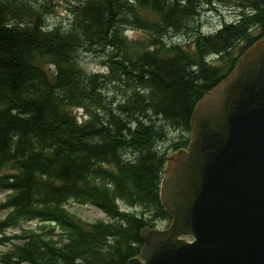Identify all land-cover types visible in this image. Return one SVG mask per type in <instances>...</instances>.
Returning <instances> with one entry per match:
<instances>
[{
  "label": "trees",
  "instance_id": "16d2710c",
  "mask_svg": "<svg viewBox=\"0 0 264 264\" xmlns=\"http://www.w3.org/2000/svg\"><path fill=\"white\" fill-rule=\"evenodd\" d=\"M66 1L67 21L49 23L51 1L0 0L4 264L139 255L141 228L171 218L160 199L166 156L188 145L204 92L264 35V0ZM219 4L235 16L202 29ZM86 56L104 69L88 70ZM71 200L111 220L83 219Z\"/></svg>",
  "mask_w": 264,
  "mask_h": 264
},
{
  "label": "water",
  "instance_id": "95a60500",
  "mask_svg": "<svg viewBox=\"0 0 264 264\" xmlns=\"http://www.w3.org/2000/svg\"><path fill=\"white\" fill-rule=\"evenodd\" d=\"M160 199L170 225L143 226L127 264H264V35L198 100Z\"/></svg>",
  "mask_w": 264,
  "mask_h": 264
},
{
  "label": "rangeland",
  "instance_id": "374dc122",
  "mask_svg": "<svg viewBox=\"0 0 264 264\" xmlns=\"http://www.w3.org/2000/svg\"><path fill=\"white\" fill-rule=\"evenodd\" d=\"M51 1V2H49ZM49 4L51 5L48 7L51 8V11H49L48 14V22L54 23L58 21H67L68 16L67 13L69 12V9L67 6L69 5L66 0H48ZM54 2V3H52ZM218 8H209L204 11V13L201 16V22L200 26L202 29H212L215 28L218 24H220L221 21L225 19H230L235 16L234 8L231 6L225 5V4H219L217 6ZM131 36H139L138 31H134L130 33ZM188 34L180 35L179 38L182 41H187L189 39ZM83 63L85 67L88 70H102L104 69L103 63H101L99 60H97L94 57L86 56L83 60ZM82 114V113H81ZM81 116V115H80ZM170 137H174V134L170 132ZM170 143V142H168ZM167 145V144H166ZM6 195V192L3 190H0V204L4 200ZM67 207L74 212L75 214L79 215L81 218L86 219L88 221H96L99 219H102L104 221H110L111 218L105 214L101 209H99L97 206L89 204V203H79L76 201H69L67 203ZM136 211H140V207L134 208ZM5 210L0 208V217L4 215ZM165 223L164 220H158L155 222L156 226L161 225ZM35 221H26L24 225H34ZM12 230V229H9ZM7 248L5 245H0V264H4L1 261V254L3 253L4 249Z\"/></svg>",
  "mask_w": 264,
  "mask_h": 264
}]
</instances>
